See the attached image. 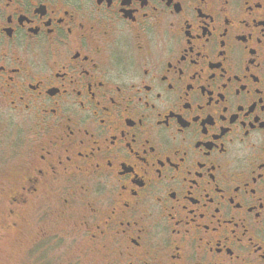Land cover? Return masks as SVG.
Returning <instances> with one entry per match:
<instances>
[{"label": "flooded vegetation", "instance_id": "obj_1", "mask_svg": "<svg viewBox=\"0 0 264 264\" xmlns=\"http://www.w3.org/2000/svg\"><path fill=\"white\" fill-rule=\"evenodd\" d=\"M0 116L8 230L48 205L106 263L264 264V0H0Z\"/></svg>", "mask_w": 264, "mask_h": 264}, {"label": "rangeland", "instance_id": "obj_2", "mask_svg": "<svg viewBox=\"0 0 264 264\" xmlns=\"http://www.w3.org/2000/svg\"><path fill=\"white\" fill-rule=\"evenodd\" d=\"M18 129L14 122L0 116V174L14 163L16 159L10 158L22 146ZM5 206L6 199L0 198V264H70L73 259L76 264H117L85 255L89 249L84 239L48 205L40 213L30 209L22 212L18 228L11 231L6 228Z\"/></svg>", "mask_w": 264, "mask_h": 264}]
</instances>
